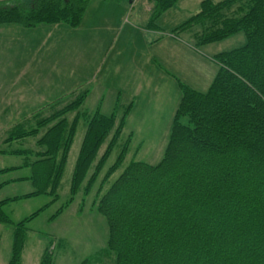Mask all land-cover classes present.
Here are the masks:
<instances>
[{"label": "trees", "instance_id": "1", "mask_svg": "<svg viewBox=\"0 0 264 264\" xmlns=\"http://www.w3.org/2000/svg\"><path fill=\"white\" fill-rule=\"evenodd\" d=\"M88 1L41 0L32 9H0V26L76 28ZM144 1L150 4L147 29L156 30L154 21L180 0ZM184 32L191 33L196 46L237 33L247 41L242 48L212 58L216 71L205 91L178 84L180 100L158 163L125 164L130 138L121 140L131 104L108 115L91 114L81 111L86 92L48 116L44 113L56 106H45L9 130L0 156H21L23 163L0 169V177L23 169L29 174L4 178L0 191L20 182H29L32 191L0 197V225L12 229L6 264H22L27 225L58 201L79 121L84 135L69 181V198L49 221L77 197L87 198L99 183L95 210L105 220L107 246L81 264H98L105 257L109 264H264V0H205L171 34L179 38ZM73 112L70 122L67 115ZM29 138L35 141L34 149L11 150L15 140ZM116 148L115 162L105 168ZM39 196L51 197L50 203L19 222L3 212L9 203ZM38 264H53L49 249Z\"/></svg>", "mask_w": 264, "mask_h": 264}, {"label": "rangeland", "instance_id": "2", "mask_svg": "<svg viewBox=\"0 0 264 264\" xmlns=\"http://www.w3.org/2000/svg\"><path fill=\"white\" fill-rule=\"evenodd\" d=\"M40 1L41 0H20L17 2L16 0L7 3L6 6H1L0 9L14 7L19 9L24 8L25 10L32 9ZM203 1L205 0H180L154 21L157 29H149L153 32H148L147 30V33H152L157 38H170L168 36L171 35L172 31L194 15L198 11L200 3ZM212 1L218 2L221 0ZM64 2H66V0H64ZM139 2L142 1L138 0L136 4L138 7L135 5L131 18H128V20L126 19L128 22L131 21L133 15L138 13L137 9H139L141 5ZM125 3L129 6L130 1ZM145 5L150 7V4L147 2ZM108 6L115 5H109L102 0H89L82 17V22L77 30L81 32L82 30H90L92 27L93 29L95 27L98 31L104 30L100 28L102 25L99 23L108 19L110 15ZM135 19L137 23L142 22V27H148L150 18L147 13L145 17H142V14H140V17H136ZM40 25L54 26L47 24ZM5 27L6 29H2ZM16 27L23 28L15 24L2 25L0 26V32L3 31V33H0V35L9 38L11 37L10 28ZM122 27L123 24L117 26L116 29L115 27L114 29L111 27V34L116 35ZM143 31H145V29H143ZM69 32V36L75 38L72 35V31ZM166 40L168 39L161 41L162 43L156 46V53L160 55V57L157 55L156 62L161 68L163 75L157 77L147 75L148 77H146L144 84L145 77L142 79V90L136 93V101L130 103L131 112L125 118V127L122 132L121 143L127 138H130L125 164L134 160L154 165L160 161L167 144L172 118L180 100L178 84L180 83L197 91H205L210 85L216 71V67L212 63V58L218 54L242 48L246 45L247 41L243 33H237L216 43L196 46V42L191 37V33L187 32L180 34L178 38L179 44H177V46L174 45L169 48L165 45L169 44ZM20 41L21 44L13 45V40H0V74L2 75L11 70V68H9L11 67L12 56L10 49L13 48L12 50L15 52L14 56L16 59L14 68L18 70L22 68V70H28V73L31 72L29 77H26L24 80L35 83L32 87L30 84L26 86V92L30 95L33 94L35 96L38 92L43 95V91H48L46 96L52 93L50 90L45 89L46 84L48 85V80L44 79V75L49 70V74L53 75V70L50 67L53 61L57 63V68L60 70L59 79L62 81L64 78L66 81V83H63L62 89H69L74 85L77 86L81 78L80 71L85 79L92 74L93 65L91 62L90 45L86 46L87 51L83 53L81 50L82 46L77 40H65L64 43L54 46H50V42L46 46L40 45L39 49L36 48L35 45L39 40H35V44L29 43V41H26V43L22 40ZM160 46H162V48H160ZM152 49L153 48H149L148 51H152ZM2 51L8 52L9 55H4ZM31 51H35L38 54L35 56V60H33V58L29 60L33 53ZM111 60L113 62V59ZM6 63L9 67L6 66ZM22 70L19 72H23L22 74H24ZM144 71L148 72V68L146 67ZM72 74H74V76H72ZM63 75H66V77ZM7 78L9 77H5V79ZM100 78L101 77L98 76L94 82H89V92L85 87L83 89L79 88V92L72 91L70 94L67 93L65 97L45 104L44 107L54 104L56 107L53 106L54 108L49 111L47 110L44 116H48L54 111H59L68 104L75 103L77 100L75 98L79 95H83L81 94L83 92H86V99L81 106L83 107L81 111L85 110L91 114L95 111H99L105 115L112 113V102H107L110 99L107 98L108 93L104 94L108 100L102 102V105L100 104L101 102H99L100 95L103 91V88L99 86L101 83ZM47 79L51 80V85L52 79ZM3 81L4 79L0 77V105H2L3 102L1 99L2 93L10 91L8 85H2ZM121 81L122 78L117 75L112 80L113 85L111 86V83L108 82V86H111L110 89L118 87L123 89ZM90 94L91 96L89 97ZM124 102L127 103L125 106L129 105L127 101ZM26 103L27 106H30L33 101L26 98ZM98 106L100 108H98ZM16 108L17 109L13 108V110H18V116H14L13 121L9 119V117H12V113H7L0 108V149H5V147H3L4 145H1V142L7 138L6 136L10 133L9 130L14 127L15 122H18V124L22 123L23 120L18 119L22 117L21 114L24 111L29 112L28 110L33 112L35 109L33 106L29 107V109H23L20 104ZM38 111L39 110H35V113ZM1 114L5 116L1 117ZM75 115L74 112L73 114L67 115L68 121L71 122ZM78 123L79 125L69 151L66 168L60 182L58 201L52 205H48L51 201V197L39 196L27 200L21 199L3 207V212L16 223L38 211L40 208H43L44 205H48L27 225L29 231L24 245L25 249H23L24 253H22L24 255V257L22 256V261L25 263L27 261L29 264H38L43 250L46 247L52 254L53 264H81L86 260H92L96 256H99L101 251L107 246V226L105 220L95 210V202H97L96 192L99 183L93 186L87 198L82 200L81 197H77L61 215L49 221L50 217L53 216L57 209L62 207L69 198L68 187L72 174V166L75 163L84 134L82 122L79 121ZM34 142L35 141L31 138L27 140H15L11 146V150H18V152H21V150L25 148L34 149ZM104 150L105 146L100 151V155L103 154ZM118 153L119 150L116 148L109 157L105 168L110 167L115 162ZM20 157L21 156H0V169L20 166L23 163V158ZM119 173L120 171H117L110 178V184L115 181ZM28 174L29 171L24 169L10 172L4 177H0V181H3L4 178L14 179L27 177ZM20 184L22 183H16L13 187L3 189L0 193V197H18L27 193L28 188ZM0 226L2 227L0 228V259L7 263L11 253L12 229L5 225ZM98 264H109L108 258L105 257L101 260V263Z\"/></svg>", "mask_w": 264, "mask_h": 264}, {"label": "crops", "instance_id": "3", "mask_svg": "<svg viewBox=\"0 0 264 264\" xmlns=\"http://www.w3.org/2000/svg\"><path fill=\"white\" fill-rule=\"evenodd\" d=\"M102 1H104L109 5H115V6H108V9L110 10L109 13L110 15L108 16V19L104 20L102 23H99L100 25H102L100 26V28L104 29V30H99L100 32L97 29H95V27L94 29L92 27L90 30H82L81 32H79L77 29L80 27V25L76 28H70L66 25L61 24L54 26L40 25L36 28H18V27L10 28L11 37L7 38L6 36L4 37L0 35V40H13L12 43L13 45L21 44L20 40H22L24 43H26V41H29V43H33V44H35V40H39V42L35 44L36 48L38 49L40 45L46 46L50 42H51L50 46L59 45L60 43H64L65 40H77L82 46L81 50L83 53L87 51L86 48L87 45L91 46V62L93 65L92 74L87 79H85V77L80 71L81 78L77 86L74 85L69 89H65V88L62 89L63 83H66V81L64 78L62 81L61 79H59L60 70L57 68V63H55V61L51 63L50 67L53 70V75L49 74L50 70L44 75V79L48 80V85L46 84L45 89L50 90L52 92L51 94H49V96H46V93L48 91H43V95L39 94L38 92L35 94V96L33 94L30 95L28 92H26V86L30 84L32 87L35 84L32 83L31 81L24 80L26 77L27 78L29 77L31 72L28 73L27 72L28 70H22V68L19 70L17 68L16 69L14 68L15 67L14 63L16 61L14 56L15 52L12 50L13 48L10 49V51L12 52L11 67H9L7 63L6 66L11 68V70L7 71L2 75L0 74V77L4 79L2 85H8L10 88L9 92L2 93L1 99L3 102L2 105H0V108L5 110V112L7 113L8 112L12 113V117H9L10 121L11 120L13 121L14 116L16 115L18 116L17 114L18 110L14 111L13 108L17 109L16 107H18L19 104L22 106L23 109H29V107L31 106L35 108L33 112L28 110L29 112L24 111L21 114L22 117L18 119L20 120L22 119L23 120L22 123H23L26 120H30L34 116L35 110L42 109L45 104H48V102L50 103L52 101L65 97L67 96V93L70 94V92L72 93V91L79 92L80 89H83L84 87L88 91L89 82L91 83L94 82L98 76L101 77L100 78L101 83L99 86L103 88L99 102H101L100 104L102 105V102H105L108 100L107 98H110L107 102L108 103L112 102V110H114L117 109L118 106H125L127 103H125L124 101H127L129 104L136 101V93L142 90V79L144 77L145 80L143 84L145 83L146 77L148 76L157 77L163 75L161 68L158 66V63L156 62L157 55L160 57V55L156 53L157 52L156 46L157 45L159 46L162 43L161 41L165 39H168L166 41H168L169 44H165V45H167L169 48H171L174 45L177 46V44H179L178 38L174 37L172 34L168 36L170 38H164V37L157 38L152 33L150 34L147 33V30L148 32H153V31L147 29V27H142V22L141 23L136 22L135 18L140 17V14H142V17H145L146 13L149 16L150 7L145 5L146 3L145 1L143 2V4L142 2H139V4L141 5L139 6L140 8L137 9L138 13L133 15V18L131 19L130 22H128L127 20L128 18L129 19L131 18L132 11L135 5L138 3V0L131 1L129 3V6L125 3L126 1H119V2H115V0H102ZM121 24H123V27L120 29V31L116 35H112L111 29L112 28L114 29V27L116 29L117 26ZM2 29H6V27ZM143 29H145V31H143ZM69 31H72V35L75 38L69 36L70 34ZM0 33L2 34L3 31H1ZM149 48H153L152 51H148ZM160 48H162V46H160ZM2 53H4V55L6 54L7 56L9 55L8 52L2 51ZM36 55L38 54L34 51L31 56L29 55L30 56L29 60L31 58L35 60ZM111 59H113V62ZM146 67L148 68V72L144 71ZM21 70L24 71V74H22L23 72H19ZM117 75L122 78L121 84L123 89H121L120 87L110 89V87L113 85L112 80ZM63 76L66 77V75ZM72 76H74V74H72ZM5 77H9V78L5 79ZM47 78L52 79L51 85H50L51 80ZM108 82L111 83L110 87L108 86ZM106 93H108L107 98L104 95ZM90 96L91 94L89 95V97ZM26 98H28V100L33 101V103L30 106H27ZM98 108L100 107L98 106ZM4 116H5L4 114H1V117ZM15 125H18V122H15L14 126ZM73 167L74 165L72 166V171H73ZM20 183H22L20 185H24L26 186V188H28V191L25 194H28L32 191V186L29 182H20ZM15 184L16 183H11L10 185L5 186L4 188L1 189L0 193L3 191V189L13 187ZM6 198L7 197L2 196L1 199H6ZM6 206L7 205H5L4 207ZM0 228L2 227L0 226ZM22 256L24 257L23 254ZM1 262L2 264H6V262H3L0 259V264ZM26 263L29 264V262L27 261ZM26 263L22 261V264H26Z\"/></svg>", "mask_w": 264, "mask_h": 264}, {"label": "water", "instance_id": "4", "mask_svg": "<svg viewBox=\"0 0 264 264\" xmlns=\"http://www.w3.org/2000/svg\"><path fill=\"white\" fill-rule=\"evenodd\" d=\"M12 1H16V0H0V4L8 3V2H12Z\"/></svg>", "mask_w": 264, "mask_h": 264}]
</instances>
